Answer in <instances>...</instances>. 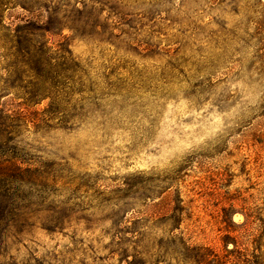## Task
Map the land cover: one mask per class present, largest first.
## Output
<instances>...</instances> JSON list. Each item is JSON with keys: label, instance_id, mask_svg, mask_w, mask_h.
I'll use <instances>...</instances> for the list:
<instances>
[{"label": "rangeland", "instance_id": "rangeland-1", "mask_svg": "<svg viewBox=\"0 0 264 264\" xmlns=\"http://www.w3.org/2000/svg\"><path fill=\"white\" fill-rule=\"evenodd\" d=\"M124 9L133 14V28L146 23L137 42L128 24L111 26L113 40L63 26L99 94L86 102L84 122L24 137L62 168L57 205L75 185L89 188L65 206L62 228L44 226L43 213L24 235L5 236L0 264H121L118 254L97 257L128 245L132 234L118 232L135 217L147 223V249L178 246L184 236L220 254L235 243L260 245L264 257V0H129ZM5 10L4 24L12 28L41 16L21 6ZM247 220L252 228L243 235L237 225ZM62 254L78 259L64 263ZM169 257L161 264H183Z\"/></svg>", "mask_w": 264, "mask_h": 264}, {"label": "trees", "instance_id": "trees-1", "mask_svg": "<svg viewBox=\"0 0 264 264\" xmlns=\"http://www.w3.org/2000/svg\"><path fill=\"white\" fill-rule=\"evenodd\" d=\"M50 1L54 0H0V243L5 236L24 235L41 220L43 213H48L47 221L42 220L44 226L50 230L62 228L67 216L65 206L71 200L79 201L83 197L79 195L83 193L81 189L89 188L85 183L75 185L72 197L57 205L54 200L63 197L57 188L64 180L62 168L57 162L40 156L41 147L27 142L24 137L27 131L45 135L47 130L71 129L84 122L90 112L85 108L86 102L99 94L91 82L89 68L74 56L71 36L63 33V26L68 25L72 32L83 36L108 34L107 39L113 40L112 25L128 24L133 28L135 22L132 12L124 9L129 0H96L98 6L91 10L85 3L77 6L68 0H60L50 6ZM210 1L218 5L229 2ZM19 6L41 16L22 18L14 28L11 24L6 26L5 9ZM104 11H107V18L102 21ZM62 12L63 19L60 18ZM111 16L113 24L108 23ZM137 24L133 28L135 34L146 26L143 19ZM48 35L53 37L48 39ZM137 40L136 34L134 42ZM107 75H115V70ZM45 101L48 103L41 107ZM70 183L73 182H64V185ZM131 223L132 227L117 231L132 234L127 239L128 245L124 242L121 250L112 249L108 256L97 259H112L118 254L121 264H151L154 257V264H161L173 253L178 255L176 259L182 258L183 264H264L260 245H251L255 249L252 251L250 245L235 243V250L227 249L226 254H220L213 248L193 245L183 236L179 238L178 246L173 239L174 247L170 243H159L153 250L147 249L143 245L147 223L141 217L133 218ZM115 224L120 226L121 221L117 220ZM237 226L242 229L241 234L252 228L248 220ZM238 248L243 250L238 251ZM60 258L64 263L78 259L77 255L68 257L64 254ZM32 260L45 261L37 257L29 259ZM79 261H86V256L80 257Z\"/></svg>", "mask_w": 264, "mask_h": 264}]
</instances>
